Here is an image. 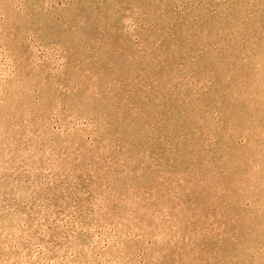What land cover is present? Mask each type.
<instances>
[{"label": "rangeland", "instance_id": "rangeland-1", "mask_svg": "<svg viewBox=\"0 0 264 264\" xmlns=\"http://www.w3.org/2000/svg\"><path fill=\"white\" fill-rule=\"evenodd\" d=\"M0 264H264V0H0Z\"/></svg>", "mask_w": 264, "mask_h": 264}]
</instances>
